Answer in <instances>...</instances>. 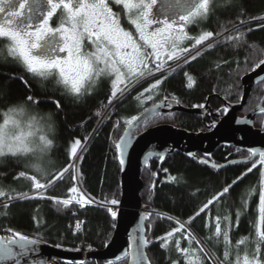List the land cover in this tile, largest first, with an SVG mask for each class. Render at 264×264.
Segmentation results:
<instances>
[{
	"label": "trees",
	"instance_id": "obj_1",
	"mask_svg": "<svg viewBox=\"0 0 264 264\" xmlns=\"http://www.w3.org/2000/svg\"><path fill=\"white\" fill-rule=\"evenodd\" d=\"M110 6L114 12L121 14L122 26L135 35L122 6ZM240 21L244 23L241 24ZM233 25L244 33L239 45L226 39L228 35H235L234 32L215 35L223 30L222 26L231 30ZM186 31L193 38L199 37L204 31H212L214 36L201 45H195V39L185 40L180 45L181 48H188V53L198 48L201 54L196 56L195 53L187 58L185 56L188 53L182 54L179 60L173 61L170 67L161 72L154 73L158 62L150 58L152 77L142 81L125 95L112 98L111 103L110 78L100 79L91 93L77 99L57 84L55 76L41 78L26 71L17 59L9 56L7 41L0 39V124L10 107L22 106L25 112L39 118L44 134L53 141L44 161L48 168L47 176L42 177L33 169L25 167L20 154L12 156L8 153L6 158H0L3 160L0 163V190L5 192L4 196H0V235L11 236L19 232L54 247L72 248L83 243L95 251L103 249L115 226V217L112 216L115 204L111 200L118 201L120 197V167L115 143L128 125L126 121L161 100L194 108L202 106L210 97L209 105L215 112L223 106L221 99L230 103L240 101L242 76L256 68L255 65L264 59V0L221 2L219 6H214L213 14L207 19L188 24ZM209 43L213 44L211 49L207 47ZM193 56L196 58L191 59ZM160 62L166 63L162 60ZM156 80H160L161 84L152 88L151 85ZM263 95L264 81L253 87L239 114L246 115ZM29 96L34 97V101H27ZM56 101H59V108ZM98 111L101 116L96 115ZM48 114H51L48 122L55 125V130L51 132L47 130L45 123ZM207 122L188 113L171 112L152 117L135 132L161 124H172L190 132H200L205 129ZM254 124L264 128V116L256 117ZM77 138L81 141L78 148H84L78 161L73 164L71 145ZM248 156L247 152L234 147H219L207 160L214 166L227 164L221 169L201 164L180 152L166 156L162 163L158 158L149 161L141 175L144 184L141 197L142 205L148 211L146 221L149 243L146 253L151 264H172L173 261L176 264H186L183 254L175 249L177 240L180 241L181 248L199 250L206 247L217 262L222 261L224 245H216L206 239L214 231L215 217L218 214L221 217L230 215V221L222 220L221 227L222 230L227 229L233 246L242 237L254 236L259 221V190L264 165L258 164L251 172L247 171L259 157L251 163L228 164ZM65 168L68 171H63ZM20 171L26 172L28 176L37 175L42 183L53 182L45 189H35L29 178L19 176ZM74 175L75 181L72 180ZM54 177L56 178L53 179ZM233 181L236 183L233 184ZM228 185H232L229 192L219 196ZM73 186L80 188L92 202L81 205L74 200L70 205H62L50 199L75 196L78 200L77 193L68 191ZM253 188L255 191L249 197L248 191ZM21 193H28L29 198H19L18 194ZM210 200L213 202L200 212ZM242 200H246L247 204L242 206ZM237 210L241 211L238 221ZM180 224H184V228L173 232L167 238L168 248H162L163 240L160 238L179 228ZM188 232L201 243L197 244L192 240L190 244ZM201 258L203 264H213L212 259L202 254ZM235 258L233 249L230 259L234 262ZM126 262L127 257L112 264ZM60 264L105 263L90 260L85 263Z\"/></svg>",
	"mask_w": 264,
	"mask_h": 264
},
{
	"label": "snow or ice",
	"instance_id": "obj_2",
	"mask_svg": "<svg viewBox=\"0 0 264 264\" xmlns=\"http://www.w3.org/2000/svg\"><path fill=\"white\" fill-rule=\"evenodd\" d=\"M158 2L159 0H0V14H2L0 17V39L8 41V53L17 59L26 71L41 78L55 75L57 84L62 85L66 92L77 99L91 93L93 86L100 79L110 78L109 103H111L112 98L125 95L142 81L152 77L153 68L149 66L150 58H154L158 62L155 64V71H160L164 67V64L160 62L162 55L166 56L168 61H173L179 60L182 54L188 53V48L180 47L185 40L195 39V45H201L213 37L212 31H204L197 38L190 37L185 31L186 26L207 19L209 15L213 14L214 6H219L221 2L235 3V0H183V3L181 0H176L182 13L178 14V18L175 12L169 15L174 8L170 0H163L160 9L154 11ZM110 4L122 6L128 23L134 26L135 35L122 26L121 14L114 12ZM57 16L58 22L56 26H53V18ZM253 19L256 18L253 17ZM240 23L243 24L244 21H240ZM222 29L215 35L221 36L224 32L231 31L235 35H228L226 37L228 41H233L237 45L243 41L244 33L240 32L236 25H233L231 30L223 28V26ZM207 47L211 49L213 44L209 43ZM200 54V51L196 52V56ZM196 56L190 58L195 59ZM184 62L187 63V60ZM261 65H264V59H261L255 67L258 68ZM189 79L191 80L190 77ZM159 84L161 81L156 80L151 87L155 88ZM26 99L34 101L32 96ZM55 103L59 108V101ZM16 113L23 114V107H10L4 113L3 124H0V158H6L8 153H11L12 156H16L18 153H32L38 159L44 158L53 145V141L44 134H41L38 140L28 139L29 136H32L31 132L17 133L14 128H9V125L18 127V121L13 118V114ZM96 115L101 116V112L98 111ZM32 119L39 123L35 121V118ZM136 119L137 117L134 116L126 123L131 125ZM50 120L51 116L48 114L45 123L49 132L52 131V124L48 122ZM41 127L43 128V125ZM120 139L123 141L124 137ZM79 146H81V141L77 138L71 145L72 156L76 155ZM115 147L121 151L122 156L123 143H118ZM248 152L250 157L257 155L255 148H249ZM258 155L259 160L253 163L251 168H248V172L255 169L258 164L264 165V150H261ZM0 163H3L2 159H0ZM120 163L124 164L122 158ZM34 171L42 177L49 175L48 172H42L38 165ZM63 171H68V168ZM19 176L29 178L35 189H45L53 182L42 183L37 179V175L28 176L24 171H20ZM60 177L62 178V173ZM261 177L258 202L259 221L255 227L254 236L242 237L233 246L227 229L222 230L221 227V221L229 222L230 215L221 217L218 214L215 217L214 231H211L206 239L213 244L222 243L224 245L223 260L217 262V259L206 247H201L199 250L181 248L180 241L177 240L175 249L183 254L186 264H203L201 254L212 259L213 264H264V252H262V248H264V171H261ZM72 180H76L75 175ZM235 183L236 181H233V184ZM231 187L232 185L224 187L219 196L227 194ZM68 191L77 193L79 199L77 200L75 196L68 199L57 197L50 199L62 205H70L74 200L81 205L92 202L76 186L69 188ZM254 191V188L250 189L248 196L250 197ZM4 195L5 192L0 190V196ZM18 196L21 199L29 198L28 193H21ZM212 202L210 200L208 204H205L200 212L207 209ZM111 203L116 204L118 201L113 199ZM246 204L247 201L242 200V206ZM115 215L116 213L112 212V216L115 217ZM240 215L241 211L237 210V221ZM147 218L146 216L145 219ZM168 218L171 219V217ZM183 228L184 224H180L179 228L173 229L161 237L160 239L163 240L161 247L168 248L167 238L171 237L173 232H179ZM15 237H19V239L13 238L7 243H0V258L13 259L31 251L28 245L35 241L19 232L15 233ZM187 237H190V244L192 240H195L197 244L201 243L191 232L187 233ZM2 241L4 238L0 237V242ZM148 243L149 241L142 236L141 246ZM12 245L18 246L20 251H14ZM233 249H235L236 256L234 262L230 259ZM134 258L137 264H140L141 261L148 264L147 257L139 249ZM17 264H19L18 260ZM172 264H176V262L173 261Z\"/></svg>",
	"mask_w": 264,
	"mask_h": 264
},
{
	"label": "water",
	"instance_id": "obj_3",
	"mask_svg": "<svg viewBox=\"0 0 264 264\" xmlns=\"http://www.w3.org/2000/svg\"><path fill=\"white\" fill-rule=\"evenodd\" d=\"M263 81L264 65H261L242 76L240 101L230 103L221 99L223 106L215 113L211 111L209 105L210 97L202 106L194 108H185L176 102L161 100L144 109L136 116L137 119L131 125L125 127L115 143V145L123 143V148L121 156V151L115 147L120 167V197L116 209L114 231L103 249L85 252V256L89 260L113 263L127 257L126 264H137L134 256L139 249L147 257L148 264H151L146 253L147 244L141 246V237L143 236L147 240L149 238L146 230L148 223L142 213L141 191L144 184L141 175L150 160L158 158L162 163L166 156L180 152L201 164L221 169L227 164L214 166L207 158L222 146L234 147L248 154L249 148L256 149V156L250 157L249 154L247 158L228 164L251 163L259 157L258 153L264 150V130L255 129L253 125L256 117L264 115V95L246 115L242 116L239 113L246 105L253 87ZM171 112L188 113L201 118L203 122L205 119L215 117L218 122L212 121L206 126V131L201 132H190L169 124L156 125L141 132H135L139 126L152 117ZM121 137H124L123 141H121ZM121 158L124 160L123 165L120 163ZM0 237L4 238V241L0 243H7L13 238L19 239L15 235H0ZM29 239L35 241L28 245L31 251L13 259L0 258V264H17V260L19 264H60L61 262L82 260L83 256L79 252L64 250L32 238ZM12 247L14 251H20L18 246L12 245ZM140 264H144V262L141 261Z\"/></svg>",
	"mask_w": 264,
	"mask_h": 264
},
{
	"label": "rangeland",
	"instance_id": "obj_4",
	"mask_svg": "<svg viewBox=\"0 0 264 264\" xmlns=\"http://www.w3.org/2000/svg\"><path fill=\"white\" fill-rule=\"evenodd\" d=\"M162 2H163V0H159L158 4L154 7L153 10H154V11H158V10L160 9V6H161V3H162ZM170 2L174 5V8L171 10V12L169 13V15H171L172 12H175V13H177V18H178V14H182V13H181V8H180V6H179L178 4H176V0H170ZM181 3H183V0H181ZM0 17H2V14H0ZM126 17H127V16H126ZM57 22H58V16L53 18V26H56V23H57ZM133 28H134V26H133ZM185 31H186V29H185ZM7 44H8V41H7ZM6 50H7V49H6ZM198 50H199L198 48H194L193 50H191V51L188 53L187 56L184 55L185 58H187V57H189V56L195 54ZM148 51H150V49H148ZM7 52H8V51H7ZM8 54H9V53H8ZM61 55H64V54H61ZM9 56H11V55L9 54ZM184 56H183V57H184ZM181 57H182V56H181ZM161 60H162L163 62H166V63L164 64V67L160 69L159 72H161V70H164V69L170 67V65L173 63V61H176V60L168 61L167 58H166V56H163V55H162V57H161ZM154 73H156V71H154ZM52 76H55V75H52ZM55 78L57 79L56 76H55ZM61 86H62V85H61ZM62 87H63V86H62ZM210 108H211V107H210ZM211 111H212V109H211ZM213 113H215V112H213ZM221 115H222V114H221ZM262 116H264V115H262ZM13 118H14L16 121H18V127H17V126H14V125H9L8 127H9V128H14L15 131H16L17 133H21V132H22V133H24V134H27V133L31 132V133H32V136H29L28 139H36V140H38L39 136H40L41 134H44V128L41 127V125H43L42 122H41L40 120H38V119H39L38 117L32 115L31 113H29V112H25V111L23 110V114H19V113L13 114ZM32 118H35V121H38L39 123L34 122ZM211 118H213V121H214V122H218V119H217V118H215V117H211ZM3 120H4V119H3ZM1 124H3V122H2ZM169 125H172V124H169ZM172 126H173V125H172ZM253 126H254L255 129H262V130H264V128L256 127L255 124H254ZM174 127H176V126H174ZM177 128H179V127H177ZM202 131H206V128H205L204 130H202ZM200 132H201V131H200ZM44 135H46V134H44ZM83 148H84V147H81L80 149L77 148L76 155H75V156H72V155H71V156L73 157V161H72L73 164H75V163L78 161V159H79V157H80V154H81V152L83 151ZM10 154H11V153H10ZM18 154H20V153H18ZM20 156L23 158L24 163H25V159H26V158H31L32 154H31V153H28V154H26V155H22V154H20ZM46 159H47V155L45 156V160H46ZM141 178H142V177H141ZM117 205H118V203H116V204H115V208H113V210H114L115 212H116V209H117ZM147 212H148V211H147V210L145 209V207L142 205V213H143L144 217L147 215ZM146 230H147V227H146ZM58 248H61V247H58ZM73 248H74V247H72V248H61V249L81 253V255L83 256V257H82V260L77 261V263H85V262H87V261H90V260L87 258V256H85L84 254H85V252H88V251H95L91 246H86V245H84V246H79V247L76 246L75 249H73ZM126 263H127V262H126ZM126 263H125V264H126ZM105 264H107V263H105Z\"/></svg>",
	"mask_w": 264,
	"mask_h": 264
},
{
	"label": "clouds",
	"instance_id": "obj_5",
	"mask_svg": "<svg viewBox=\"0 0 264 264\" xmlns=\"http://www.w3.org/2000/svg\"><path fill=\"white\" fill-rule=\"evenodd\" d=\"M51 116V114H49ZM55 130V125L52 124V131ZM28 154V153H26ZM26 154H22V155H26ZM32 154V153H31ZM45 161V157L42 159H38L36 155L32 154L31 158H26L25 159V165L29 168H32L33 170H35V167L38 165L40 167V169L42 170V172H47L48 168L44 163Z\"/></svg>",
	"mask_w": 264,
	"mask_h": 264
},
{
	"label": "flooded vegetation",
	"instance_id": "obj_6",
	"mask_svg": "<svg viewBox=\"0 0 264 264\" xmlns=\"http://www.w3.org/2000/svg\"><path fill=\"white\" fill-rule=\"evenodd\" d=\"M213 112H215V111H213ZM222 114V113H221ZM208 121V122H207ZM213 121V118H211V119H205V122H207L206 124H205V128H206V126L207 125H209L211 122ZM225 147V146H224ZM199 156H201L200 154H198ZM249 155V154H248Z\"/></svg>",
	"mask_w": 264,
	"mask_h": 264
},
{
	"label": "built area",
	"instance_id": "obj_7",
	"mask_svg": "<svg viewBox=\"0 0 264 264\" xmlns=\"http://www.w3.org/2000/svg\"><path fill=\"white\" fill-rule=\"evenodd\" d=\"M78 247L79 246H84V244L83 243H79L78 245H77ZM87 246V245H86ZM76 247H74L73 249H75Z\"/></svg>",
	"mask_w": 264,
	"mask_h": 264
},
{
	"label": "bare ground",
	"instance_id": "obj_8",
	"mask_svg": "<svg viewBox=\"0 0 264 264\" xmlns=\"http://www.w3.org/2000/svg\"><path fill=\"white\" fill-rule=\"evenodd\" d=\"M85 255V254H84ZM108 264H112V263H108Z\"/></svg>",
	"mask_w": 264,
	"mask_h": 264
}]
</instances>
